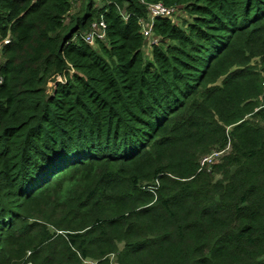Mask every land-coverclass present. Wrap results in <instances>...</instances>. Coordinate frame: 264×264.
Instances as JSON below:
<instances>
[{
    "label": "trees",
    "instance_id": "1",
    "mask_svg": "<svg viewBox=\"0 0 264 264\" xmlns=\"http://www.w3.org/2000/svg\"><path fill=\"white\" fill-rule=\"evenodd\" d=\"M263 83L264 0H0V264H264Z\"/></svg>",
    "mask_w": 264,
    "mask_h": 264
},
{
    "label": "built area",
    "instance_id": "2",
    "mask_svg": "<svg viewBox=\"0 0 264 264\" xmlns=\"http://www.w3.org/2000/svg\"><path fill=\"white\" fill-rule=\"evenodd\" d=\"M146 9H147L146 19L140 21V24L142 26L143 35L147 40L150 41L149 45H153L158 42V39L152 37L151 34L153 21L156 18H164V19L172 20L176 16V13H179L180 11L178 8L166 7L161 3L147 4ZM105 30H106V26L104 22L102 21L99 23L94 22L91 24L89 31L82 34V39L84 40L85 43L89 45H94L95 41L97 40L99 41L105 40ZM223 152L224 151L214 152L206 157H203L200 161V166L203 167L204 165L212 164L223 154ZM83 264H96V262L92 261L91 259H85L83 260Z\"/></svg>",
    "mask_w": 264,
    "mask_h": 264
},
{
    "label": "rangeland",
    "instance_id": "3",
    "mask_svg": "<svg viewBox=\"0 0 264 264\" xmlns=\"http://www.w3.org/2000/svg\"><path fill=\"white\" fill-rule=\"evenodd\" d=\"M182 11L180 13H176V19H178L179 16H182L181 18L187 19V16L183 13L182 15ZM49 90L51 91V88H49ZM228 149V147L226 148V150Z\"/></svg>",
    "mask_w": 264,
    "mask_h": 264
}]
</instances>
